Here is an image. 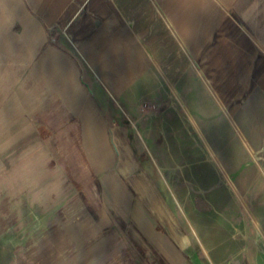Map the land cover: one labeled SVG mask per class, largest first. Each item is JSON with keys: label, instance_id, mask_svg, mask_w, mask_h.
<instances>
[{"label": "crops", "instance_id": "1", "mask_svg": "<svg viewBox=\"0 0 264 264\" xmlns=\"http://www.w3.org/2000/svg\"><path fill=\"white\" fill-rule=\"evenodd\" d=\"M95 77L108 94L136 104L130 109L139 108L135 101L145 94L157 109L172 104L167 121L183 109L201 128L215 121L203 131L218 180L228 183V173L239 191L252 194L264 186L250 185L248 174L256 171L248 151L258 146L239 126L264 121V0H0V121H10L11 129L39 111H81L85 137L105 142ZM104 148L94 168L100 185L90 186L101 188L94 204L100 208L79 214L85 199H71V233L86 237L72 250V264H200L198 244L206 246L198 220L178 214L173 195L172 217L155 213ZM173 179L175 196L194 189L192 180ZM218 183L198 187L218 190ZM204 202L207 208L209 198ZM257 202L264 206V195L258 193ZM216 205L225 202L217 198Z\"/></svg>", "mask_w": 264, "mask_h": 264}, {"label": "rangeland", "instance_id": "2", "mask_svg": "<svg viewBox=\"0 0 264 264\" xmlns=\"http://www.w3.org/2000/svg\"><path fill=\"white\" fill-rule=\"evenodd\" d=\"M80 56L75 58L83 69L86 63ZM95 83L101 86L95 96L105 120V142L85 137L81 111L78 116L69 110L39 111L30 115L31 121L23 127L11 129L7 125L10 121H0V264L73 263L71 252L85 245L86 237L76 238V231L71 233V199L76 194L85 199L76 211L79 214L100 208L94 204L101 188L94 193L90 186L100 185L94 168L101 147L113 156L112 166H120L128 181L143 193L144 203L149 204V199L154 204L155 213L172 217L173 195L178 202L177 213L184 218L187 212L198 220L206 246L199 240V252L204 254L197 255L200 264H206L204 256L208 264H264V206H257L258 193L264 195V186L252 194L245 189L239 191L228 173L224 176L228 183L218 180L214 172L217 159L203 131L215 121H204L201 128V121L187 120L189 111L183 116L184 109L180 116L174 110L176 120L167 121L172 119V104L157 109L150 103V96L143 94L135 101L139 108L130 109L128 106L134 103L108 94L97 77ZM239 126L242 137L249 133L256 137L257 149L248 151L256 173L248 174V180L259 187L258 182L264 181V121H240ZM23 152L27 155L21 157ZM58 166L66 173L64 177L55 173ZM173 178L192 180L194 189L181 188L175 196ZM217 183L218 190L198 187ZM217 198L224 200V207L216 205ZM184 202L191 205L183 206ZM147 208L150 210L149 205Z\"/></svg>", "mask_w": 264, "mask_h": 264}, {"label": "bare ground", "instance_id": "3", "mask_svg": "<svg viewBox=\"0 0 264 264\" xmlns=\"http://www.w3.org/2000/svg\"><path fill=\"white\" fill-rule=\"evenodd\" d=\"M0 222H1V219H0ZM2 226H1V223H0V230H1Z\"/></svg>", "mask_w": 264, "mask_h": 264}]
</instances>
